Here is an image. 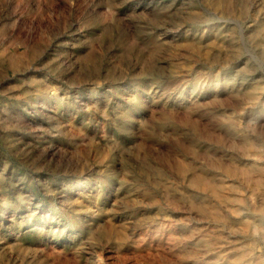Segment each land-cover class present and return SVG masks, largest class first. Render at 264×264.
I'll list each match as a JSON object with an SVG mask.
<instances>
[{
    "label": "rangeland",
    "instance_id": "374dc122",
    "mask_svg": "<svg viewBox=\"0 0 264 264\" xmlns=\"http://www.w3.org/2000/svg\"><path fill=\"white\" fill-rule=\"evenodd\" d=\"M262 88L264 0H0V264H264Z\"/></svg>",
    "mask_w": 264,
    "mask_h": 264
},
{
    "label": "bare ground",
    "instance_id": "6f19581e",
    "mask_svg": "<svg viewBox=\"0 0 264 264\" xmlns=\"http://www.w3.org/2000/svg\"><path fill=\"white\" fill-rule=\"evenodd\" d=\"M256 89V88H255ZM263 89V88H262ZM264 90V89H263ZM253 91H256V90H253ZM250 93V92H249ZM264 93V92H263ZM254 94V93H253ZM262 94V93H261ZM258 95V94H257ZM260 95V94H259ZM261 99V98H260ZM257 100V99H256ZM264 101V100H263ZM253 102V101H252ZM255 102V101H254ZM253 102V103H254ZM257 104V103H256ZM263 107V106H262ZM229 121V120H228ZM259 135V134H258ZM244 138H245V135H244ZM250 138V137H249ZM247 144V143H246ZM245 144V145H246ZM256 144V143H255ZM257 145V144H256ZM247 146V145H246ZM259 146V145H258ZM248 147V146H247ZM250 148V147H249ZM260 149H261V147H259ZM256 149V148H255ZM262 149H263V147H262ZM254 153V152H253ZM257 153V152H256ZM264 154V153H263ZM259 156V155H258ZM257 156V157H258ZM257 157H256V159H257ZM254 159V158H253ZM232 162V161H231ZM234 164H235V162H234ZM246 165V164H245ZM256 164H254V165H252L251 167H245V168H239V167H237L238 168V171L237 170H235L234 169V171H237L238 172V176H239V174H241L242 176H245V177H250L251 176V174L252 173H254V172H256V175L254 176L255 177V183H259V182H261L263 179H264V170H263V167H261V166H255ZM260 165V164H259ZM228 166V165H227ZM241 167V166H240ZM233 171V172H234ZM231 173V172H230ZM235 173V172H234ZM229 175V174H228ZM231 175V174H230ZM236 176V175H235ZM250 179V178H249ZM243 180V179H242ZM250 180H254L253 178L252 179H250ZM211 182V181H210ZM250 182V181H249ZM248 182V183H249ZM263 183V182H262ZM227 184V183H226ZM254 184V183H253ZM259 186V185H258ZM262 186V185H261ZM254 188H256V187H254ZM258 188V187H257ZM259 190V189H258ZM262 190H264V189H262ZM218 191V190H217ZM260 191V190H259ZM258 191V192H259ZM253 192H255V191H253ZM252 192V193H253ZM248 193H250L249 191H248ZM254 194V193H253ZM248 195V194H247ZM252 195V194H251ZM254 195H257V194H254ZM223 196V195H222ZM220 197V196H219ZM242 197V196H241ZM251 197V196H250ZM255 197V196H254ZM247 198V197H246ZM260 198V197H259ZM251 200V199H250ZM249 200V201H250ZM248 201V200H247ZM255 201V200H254ZM253 201V202H254ZM237 202V201H236ZM246 203V202H245ZM249 203V202H248ZM250 206V205H249ZM263 206V205H262ZM255 207V206H254ZM249 208H251V207H249ZM256 209V208H255ZM261 209V208H260ZM262 209H263V207H262ZM261 209V210H262ZM249 211H250V209H249ZM252 212H254L253 211V209H252ZM256 212V211H255ZM249 214V213H248ZM255 225V224H254ZM234 264H236V263H234Z\"/></svg>",
    "mask_w": 264,
    "mask_h": 264
}]
</instances>
